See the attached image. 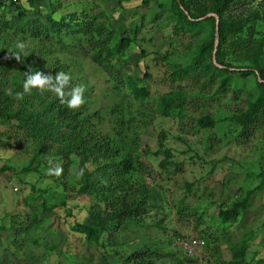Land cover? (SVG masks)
Wrapping results in <instances>:
<instances>
[{"label":"rangeland","instance_id":"374dc122","mask_svg":"<svg viewBox=\"0 0 264 264\" xmlns=\"http://www.w3.org/2000/svg\"><path fill=\"white\" fill-rule=\"evenodd\" d=\"M29 1L19 3L28 16L50 15L58 21L69 14L94 15L95 22L109 25L118 39L130 38L118 63L122 72L148 91V97L134 99L125 89L114 87L90 61L86 48H82L83 38L72 26L58 38H31L3 27L1 21L15 15L14 9L6 6L7 0H0V61L12 57L10 63L15 69L16 57L24 55L39 71L68 73L72 86L85 87V103L77 109L87 133L119 139L134 157L144 148L154 153L158 134L163 132L165 141L159 144L160 150L167 148L171 155L141 158L146 170L134 173L130 180L141 179L155 193V199L148 202L136 226L119 228L112 236L104 234L102 241L107 248L101 249L69 229L72 223L85 219L87 207H103L93 193L75 195L79 188L78 157L51 156L48 152L55 145L48 142L39 149L43 156L39 155L36 162L32 159L36 143L12 125L0 124V169L12 170L0 171V224L13 226L0 232V264H123V257L142 247L158 249L165 255L156 264H173L184 259L176 239L200 236L208 245V250H201L199 258L204 259L200 264L213 262L208 253L215 245L221 259L230 260L237 243L247 238L244 263L254 264L264 257V122L257 123L244 141L232 121L237 111L245 108L246 92L253 91L252 77L233 79L226 92L218 91L215 82L205 84L203 78H173V68L187 63L201 38L175 29L169 0H146L144 4L140 0ZM241 3L237 13L264 9V0ZM256 28L264 38L260 22ZM168 93L181 95L183 106L177 116L161 118L155 109L158 99ZM202 117L211 120L212 127L199 125ZM166 159L172 165L160 168L158 164ZM57 164L62 166V174L50 175L49 169ZM27 166H35V171L21 173ZM87 169L93 170L94 165H87ZM188 184L193 192L189 195ZM35 198L54 209L47 216L40 215ZM180 200L203 212L201 223L176 216L174 207ZM243 200V211L220 223L218 208L226 209ZM12 217L16 218L13 222ZM36 218L41 220L34 224Z\"/></svg>","mask_w":264,"mask_h":264},{"label":"trees","instance_id":"16d2710c","mask_svg":"<svg viewBox=\"0 0 264 264\" xmlns=\"http://www.w3.org/2000/svg\"><path fill=\"white\" fill-rule=\"evenodd\" d=\"M7 1L6 6L12 7L14 9L12 13L15 15L1 21L3 27L28 34L31 38L38 36L58 38L72 26L74 32L83 38L82 48H86L90 61L102 70L107 80L114 83V87L125 89V92L134 99L148 97V91L122 72V64L118 63L121 53L131 42L130 38L118 39L109 25L96 23L94 15L87 17L69 14L60 17L58 21L50 15L45 17L37 15L34 18L28 16L26 9L20 7L21 0ZM140 1L144 4L146 0ZM29 2L32 4L33 0ZM241 4V0H169L175 29L201 38L187 63L182 67L173 68L171 73L173 78L179 80L189 76L194 80L203 78L205 84L215 82L218 91L226 92L233 79L244 80L252 77L254 94L246 92L248 99L245 101V108L242 111L238 110L237 115L232 118L234 124L239 127L240 137L245 141L256 124L264 122V38L256 28L257 22L264 28V9L261 12L248 10L249 13L245 12L246 14L237 13L236 10ZM133 29H136L135 26ZM214 42L216 46L212 61ZM12 60V57L6 56L0 61V124L12 125L31 143H36L37 152L32 158L36 162L40 161L39 155L43 156L39 149H44L48 142L55 145L48 152L49 155L65 158L69 154H74L78 157L79 188L75 195L93 193L95 197L99 196L103 207L97 205L87 207L85 219L72 223L69 229L83 236L86 243L105 249L107 247L102 241V236L104 234L106 237L112 236L113 232L127 225L136 226L141 213L146 212L148 202L155 199V193L148 189L141 179L133 182L130 179L134 173L140 174L146 170L141 162L143 156L151 154L155 157L161 153L164 157H170L169 149L161 151L159 146L165 141V134L163 132L158 134V148L154 153H149L144 148L140 150L141 155L132 157L127 146L119 139L107 138L105 135L96 137L97 134L87 133L83 128V120L79 119L81 115L78 109H71L66 103L62 104L54 93L34 88L29 93H24L22 99L18 98L17 93L23 92L24 72L30 67L38 69L29 63L27 56L22 55L18 59L15 69L13 63H10ZM53 72L49 74L55 75ZM183 102L184 98L177 93L163 95L158 99L156 114L161 118H169L174 114L177 116ZM198 123L207 128L213 125L206 117L200 118ZM89 164L94 165L91 171L87 169ZM158 165L163 168L164 165L172 163L166 159ZM35 168L27 166L21 169V173L35 171ZM4 170L12 171L9 167L0 169ZM190 192L193 193L192 186L188 184L186 194ZM35 202L41 208L40 215L47 216L46 214L54 209L53 206H46L42 199L35 198ZM244 203V200L238 201L226 209L220 206L217 212L220 223H227L239 211H243ZM174 210L178 218L182 216L187 219L193 218L196 224L201 223L203 212L195 206L185 204L183 200L178 201ZM14 219L16 218L12 217L10 220L13 222ZM40 220L36 218L33 222L35 224V221ZM12 228V225L5 227L0 224V232ZM196 238L203 240V236ZM249 240L250 238L239 241L235 250L231 251V259L228 261L221 259L218 246L215 245L208 253L209 257H214L213 262L206 261L205 264H245L244 255ZM203 242L202 251L208 250V245L204 240ZM202 251L200 250L194 257L182 255L184 259H177L173 264H200L204 259L199 258ZM101 252L103 255L107 253ZM162 257L165 255L158 249L142 247L123 257L122 263L156 264ZM254 264H264V257L256 260Z\"/></svg>","mask_w":264,"mask_h":264},{"label":"clouds","instance_id":"9594fccd","mask_svg":"<svg viewBox=\"0 0 264 264\" xmlns=\"http://www.w3.org/2000/svg\"><path fill=\"white\" fill-rule=\"evenodd\" d=\"M23 48V45H19ZM19 59V57H16ZM25 80L23 92L17 93L18 98H23L24 93H29L32 89L47 90L54 93L62 104H67L71 109L81 107L85 103L83 85L72 86V77L66 72H56L55 75L34 70L31 67L24 72ZM63 172L62 166L57 164L55 168L49 169L50 175L60 176Z\"/></svg>","mask_w":264,"mask_h":264},{"label":"built area","instance_id":"2783aa9c","mask_svg":"<svg viewBox=\"0 0 264 264\" xmlns=\"http://www.w3.org/2000/svg\"><path fill=\"white\" fill-rule=\"evenodd\" d=\"M12 1H20V0H12ZM16 191L15 188H13ZM177 247L181 250L184 256L186 257H194L197 253L202 250L204 246V242L202 239L196 237H181L176 239L175 241Z\"/></svg>","mask_w":264,"mask_h":264},{"label":"water","instance_id":"95a60500","mask_svg":"<svg viewBox=\"0 0 264 264\" xmlns=\"http://www.w3.org/2000/svg\"><path fill=\"white\" fill-rule=\"evenodd\" d=\"M213 51H212V61H214V54H215V46H216V42H214V45H213Z\"/></svg>","mask_w":264,"mask_h":264}]
</instances>
